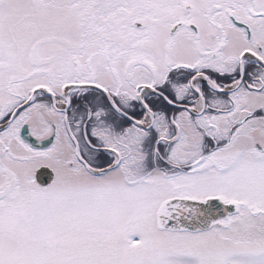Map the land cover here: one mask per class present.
<instances>
[{"label": "snow or ice", "instance_id": "snow-or-ice-1", "mask_svg": "<svg viewBox=\"0 0 264 264\" xmlns=\"http://www.w3.org/2000/svg\"><path fill=\"white\" fill-rule=\"evenodd\" d=\"M0 264H264V0H0Z\"/></svg>", "mask_w": 264, "mask_h": 264}]
</instances>
